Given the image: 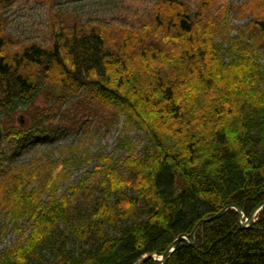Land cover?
I'll use <instances>...</instances> for the list:
<instances>
[{
    "label": "trees",
    "instance_id": "1",
    "mask_svg": "<svg viewBox=\"0 0 264 264\" xmlns=\"http://www.w3.org/2000/svg\"><path fill=\"white\" fill-rule=\"evenodd\" d=\"M15 1L0 0V121L13 154L52 124L41 95L52 104L84 93L80 106L122 110L147 141L49 201L41 192L54 187L58 163H18L1 148L0 212L18 232L27 220L29 231L0 249V264H161L154 256L202 218L233 204L248 217L264 201V0L232 6L250 17L236 36L225 12L216 15L220 0H198L195 10L157 0L149 22L118 34L106 23L66 22L56 0H43L45 45L5 32ZM22 107L31 130L16 125ZM196 244L181 242L167 264H264V208L247 228L229 208L201 226Z\"/></svg>",
    "mask_w": 264,
    "mask_h": 264
},
{
    "label": "rangeland",
    "instance_id": "2",
    "mask_svg": "<svg viewBox=\"0 0 264 264\" xmlns=\"http://www.w3.org/2000/svg\"><path fill=\"white\" fill-rule=\"evenodd\" d=\"M42 1L16 0L7 7L3 15L6 21L5 32L22 44L50 43L49 6ZM156 1L56 0L54 10L59 14L65 13L66 22L78 20L81 23H106L118 34L124 29L141 28L144 22H149L152 6ZM187 1L193 10L197 8L198 0ZM242 1L244 0H220L217 8V17H220L222 11L225 12L224 18L228 27L225 31L231 36H236L240 29L250 22V17H241L232 7ZM228 41L227 39L223 42L227 45ZM259 62L264 67V51L260 54ZM84 96V93H80L64 102L54 101L52 104L47 102L43 95L39 96L37 105L52 109L49 115L52 124L44 129L33 130V140H30L26 147L19 148L17 155L13 154L8 142L2 144V149L7 151V155H12L13 160L18 163H30L36 158L50 159L51 162L58 163L54 187L41 192L45 201H49L51 195L56 198L62 195L70 197L74 194L73 187L97 180L100 177L98 170L109 160L119 161L134 149L138 152L147 141L143 132L133 125L126 124L127 116L122 110L102 108L97 103L90 109L85 108L79 105ZM65 114L67 119L63 118ZM16 117L23 118L24 128L31 130L34 122L31 113L27 114L22 107ZM19 123L21 122H16V125ZM72 200L79 201L77 197ZM78 204L82 205V202ZM19 227L20 232L15 230L11 217L6 212H0V249L16 244L19 236L24 231H29L27 220H22ZM72 245L77 246L78 243L73 242ZM156 258L159 260V257Z\"/></svg>",
    "mask_w": 264,
    "mask_h": 264
},
{
    "label": "water",
    "instance_id": "3",
    "mask_svg": "<svg viewBox=\"0 0 264 264\" xmlns=\"http://www.w3.org/2000/svg\"><path fill=\"white\" fill-rule=\"evenodd\" d=\"M5 134V129L2 123H0V144L1 141L3 139V136ZM264 207V201L261 202L258 206H256L254 208V210L251 212L249 217H245V213L244 210L241 209L240 207H238L237 205L233 204V205H228L226 206L223 210H221L219 213L210 216V217H206V218H202L194 227L192 233H191V237L190 239L188 238V236L186 234L180 235L178 238H176L171 245L167 248V250L164 252V254L160 257L161 260V264H167V262L169 261L170 257L172 256V254L175 252V250L177 249V247L179 246V244L181 242H185L186 244L190 245V246H197L196 245V233L199 230V228L207 223L210 222L214 219H217L219 217H221L229 208H234L238 211L239 215H240V225L241 228H247L252 226L255 222H256V218L259 214V212L261 211V209ZM245 218V220H243Z\"/></svg>",
    "mask_w": 264,
    "mask_h": 264
}]
</instances>
